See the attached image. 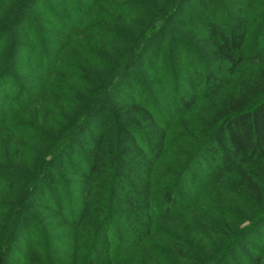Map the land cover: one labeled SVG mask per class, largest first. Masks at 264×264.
I'll list each match as a JSON object with an SVG mask.
<instances>
[{"label":"trees","instance_id":"obj_1","mask_svg":"<svg viewBox=\"0 0 264 264\" xmlns=\"http://www.w3.org/2000/svg\"><path fill=\"white\" fill-rule=\"evenodd\" d=\"M0 198V264H261L264 0H0Z\"/></svg>","mask_w":264,"mask_h":264},{"label":"rangeland","instance_id":"obj_2","mask_svg":"<svg viewBox=\"0 0 264 264\" xmlns=\"http://www.w3.org/2000/svg\"><path fill=\"white\" fill-rule=\"evenodd\" d=\"M103 17V16H102ZM130 84V82L127 80L126 82H125V86H128ZM124 91H126L125 90V88H124ZM1 199V198H0ZM6 200H10V201H12V199H10L9 197H5V198H3V199H1V201L3 202V203H5L6 202ZM231 208H233L234 210H237L235 207H231ZM250 209V207H248V208H245L244 210V212H242L243 214H246V215H252V216H255V217H257V218H259L260 217V215H261V213H260V210L259 209H257V208H253V207H251V209ZM6 213V211L3 209V210H1L0 211V214H5ZM118 224V223H117ZM248 224V220H246L245 222H244V225H247ZM1 225V224H0ZM240 226H242V224H240ZM256 243H257V248L260 250H264V243H260V242H258V241H256V240H254ZM210 242H212L211 244H210ZM208 243L209 244H207L208 246L207 247H210L211 248V250H212V257H213V259L214 258H217V255L219 254V252H217V250H216V247L217 246H225V245H227V243H228V241L227 240H222V241H216V240H214V241H212V240H209L208 241ZM18 247H20V246H22V245H17ZM20 248H22V247H20ZM262 257H264V256H262ZM261 264H264V259H262L261 260Z\"/></svg>","mask_w":264,"mask_h":264}]
</instances>
